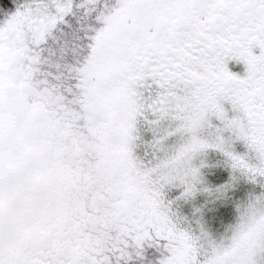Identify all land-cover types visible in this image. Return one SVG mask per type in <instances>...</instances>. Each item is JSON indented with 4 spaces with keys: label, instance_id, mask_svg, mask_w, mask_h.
I'll return each mask as SVG.
<instances>
[{
    "label": "snow or ice",
    "instance_id": "1",
    "mask_svg": "<svg viewBox=\"0 0 264 264\" xmlns=\"http://www.w3.org/2000/svg\"><path fill=\"white\" fill-rule=\"evenodd\" d=\"M0 264H264V0H0Z\"/></svg>",
    "mask_w": 264,
    "mask_h": 264
}]
</instances>
